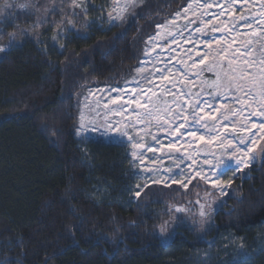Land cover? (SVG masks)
<instances>
[{"label":"trees","instance_id":"1","mask_svg":"<svg viewBox=\"0 0 264 264\" xmlns=\"http://www.w3.org/2000/svg\"><path fill=\"white\" fill-rule=\"evenodd\" d=\"M30 1L0 18L5 45L26 33L0 54V264H264V157L231 181L202 234L200 220L169 211L189 189L149 184L136 197L128 145L77 136L84 88L128 79L156 24L189 0H144L112 27L107 0H85L95 22L82 27L81 13L55 41L71 13L61 0Z\"/></svg>","mask_w":264,"mask_h":264},{"label":"snow or ice","instance_id":"2","mask_svg":"<svg viewBox=\"0 0 264 264\" xmlns=\"http://www.w3.org/2000/svg\"><path fill=\"white\" fill-rule=\"evenodd\" d=\"M144 0H111L110 10L107 12L106 24L108 27L123 24L129 16L136 14L135 10L143 4ZM255 3L256 0H253ZM198 7H202L203 11L200 16H194L192 20H188L187 13L192 11V4H188L182 10L174 13L171 20H165L164 23L156 24V32L149 36L145 41L144 56L152 57L151 60H141L139 66L134 69V76L130 80L124 81V87L109 88V97L103 105L104 115L102 117V127L109 136L117 138L126 137L127 143L131 145L130 161L133 168L137 167L136 162H140L141 171L145 173L144 179L151 184L171 183L180 184L183 188L188 189L191 179L187 182L174 179L173 175H165L162 178H152L157 174L156 168H144V161L148 159L145 155V149L153 154L160 152L162 148H167V155L171 156L173 152L181 154L184 152L183 146H177L179 138L185 136L189 138L188 148L191 149L195 141H205V133L212 139L205 141L208 144L215 142L232 155L228 157H220L219 161L210 167L213 179L209 180L207 174L197 173L201 179L211 183L213 191H218L221 197H226L229 193L226 192L227 187L231 184V179L226 182L217 179L224 175L225 172L235 167L236 172L243 171L240 167L244 164L248 166L256 159L257 152L264 154V0H259V13H252L250 9L245 14V5H241V15H229L227 21H221L224 24L223 31L225 33L236 32L237 35L232 37V42L227 44V47L220 46L214 52L211 45L208 44L209 52L203 54V59L200 54H197V59L192 62V71L189 72L188 61H192L190 55L191 50H187L188 61L182 58L176 60L179 68H174L171 59L165 60L155 55L156 50L161 52L168 47V44L176 45L177 37L183 38L185 32L188 31V25L199 20L202 27L195 29L196 33H201L202 28L209 25L212 31H220L217 25H212L211 20H204L201 17L206 16L207 9L211 7L209 4L200 5L199 0H193ZM235 0H229L224 5L225 8L231 9ZM247 0H245V4ZM219 6V5H217ZM6 8L12 7L7 4ZM19 8L31 7L28 4H20ZM69 7L73 9L70 17H63L61 27L57 34L53 36V40H57L60 35L75 27V17L84 13L82 27H90L94 20H90L86 15L88 6L85 0H70ZM75 9H80L77 13ZM49 11L54 12L55 9H46L43 16H38L36 25L39 26L46 22ZM63 11V10H61ZM0 15H4V9L0 8ZM224 15V12L219 14ZM257 15L259 19H257ZM188 21L187 24L180 25V18ZM66 19L68 28L63 27ZM98 19H104L101 15ZM251 21V22H249ZM239 29H247L246 32H240ZM24 30L9 32L8 43L0 46V53L9 51L18 37L25 35ZM190 39V37H189ZM227 43L226 41L218 42V44ZM63 45H61V48ZM234 49V50H233ZM169 51H174V48H169ZM174 59V58H173ZM151 65V67H145ZM158 65H164L159 67ZM212 73L215 79L208 80L204 77V73ZM167 73V75H166ZM198 80L194 81L193 78ZM157 80L159 83H157ZM134 85V86H133ZM179 85V87H178ZM156 89V90H154ZM193 89H198L193 91ZM104 92L105 89H100ZM131 93L129 99L123 97L127 93ZM116 93V95H111ZM92 95V93H89ZM195 97V99H193ZM225 97L232 99L231 104L223 105L232 119V127L229 128L228 118L224 117V113L216 109L215 103ZM99 101H97V105ZM111 105V107H110ZM132 105H135L133 108ZM89 113L94 111L90 106ZM216 109L219 115L212 114V110ZM129 113V118H124V114ZM246 113V114H245ZM96 115H101L100 111H96ZM111 115L121 116V120L112 121ZM237 117H240L237 120ZM223 118V125L220 122ZM80 126L77 128V135H81L88 131V125L92 129L99 131L94 120L86 119V114L82 108L80 111ZM259 120V123H256ZM248 123H251L253 128L257 129L253 132L248 128ZM212 125H217L213 127ZM156 127L164 131L168 135L174 137L167 145H162L160 138L151 133L150 129ZM219 133V135H217ZM151 136V141L157 146L152 147L146 143V137ZM232 139L225 143L228 136ZM203 147V145H201ZM199 154V153H197ZM192 165H196L195 157L191 155ZM232 161H235L233 164ZM207 164L208 162L205 161ZM179 168V165H177ZM191 167V166H190ZM166 172H171L166 169ZM140 175L141 173H134ZM191 176V173H189ZM149 183H145L143 187L139 184L136 186L137 191L134 193L136 197H140ZM211 196V192L205 193V199ZM218 203L215 199L207 203H201L199 199L196 204L199 205V231L203 234L210 230L211 216L214 211L213 204ZM171 211V208L169 209ZM189 210L184 207H176V213H186ZM208 224L209 227H205ZM169 221L165 220L159 225V233L162 237L170 236ZM243 247V245H241Z\"/></svg>","mask_w":264,"mask_h":264},{"label":"rangeland","instance_id":"3","mask_svg":"<svg viewBox=\"0 0 264 264\" xmlns=\"http://www.w3.org/2000/svg\"><path fill=\"white\" fill-rule=\"evenodd\" d=\"M61 2L67 7V10L69 11V13H72L73 9L69 7L70 0H61ZM228 2L229 0H199V4L201 6L204 4L211 5V7L207 9L208 14L201 18L206 21L211 20L212 25H217L221 29L220 31L213 32L211 25H209L206 28H202L201 33H196L195 29L198 27H202L201 24L199 23V20H196L194 23L188 25V31L185 32L183 38H179V37L176 38L178 42L176 45H172L171 43H169L168 47L165 48L164 51L161 52L159 49H157L155 55L165 60L171 59L172 66L174 68H179L181 66L176 64V60H179L182 58L184 61H188V55L185 53L187 52V50L190 49L191 50L190 55L192 57V61H188V69H189V72H191L192 71L191 65H192V62H194L197 59V54L199 53L200 58L203 59V54L206 52H209V47L207 46L208 44L211 45V49L213 52L220 46L227 47V44L232 42V37L237 35V33L236 32L225 33L223 31L224 24L221 23V21H227L229 19V15L237 16V17L241 15V5L242 4L245 5V14H247L248 9H250L252 13H257V14L260 11L259 0H256L255 3L253 2V0H247L246 4H245V0H235V3L233 4V7L231 9H227L224 7V5ZM190 3L193 6H192V11L187 13L188 20H192L194 16H197V17L200 16V13L203 11V8L198 7L195 3H193V0H189L186 3V5L182 7L180 10L185 8ZM7 4H11L12 7L6 8L5 6ZM20 4H28L31 6V1L30 0H0V8L4 9V15H0L1 20L4 22H7V20H10V18L12 17L11 13L14 10L22 9L18 7V5ZM107 4H108V9L110 10L111 0H107ZM28 8H25V9H28ZM221 12H224L223 16L219 15ZM173 15L169 17L167 20H171L173 18ZM257 19H259L258 15H257ZM162 23H164V21ZM187 23L188 21L185 20L183 17L180 18L179 20L180 25H184ZM239 31L242 33V32H246L247 29H239ZM0 32H1V29H0ZM222 41H226L227 43H223L222 45L218 44V42H222ZM3 45L5 44L0 41V46H3ZM169 48H174L175 50L169 51L168 50ZM151 59L152 57L144 56V50H143V54H142L140 61L141 60H151ZM158 66L164 67V65H158ZM145 67H151V65H145ZM134 74L135 73L133 72V74L126 80H130L134 76ZM203 78H206L208 80H213L215 79V76L212 73L205 72ZM198 79L199 78L197 77L193 78L194 81ZM157 83H159L158 80H157ZM118 86L124 87V82ZM114 87H117V86L89 84L84 88V90L81 93V97H80V107H79V112H78V127L80 126V119H79L80 111L83 108L86 114V119L94 120L97 127L100 130L95 131L92 129L91 125H88V131L86 133H83L77 136L81 139H102V140L109 141V142H122L128 145V153H130L131 145L127 143L126 137L117 138L114 135L109 136L108 134H106L105 129L102 127V123H101L102 117L104 115L103 105L104 103L107 102L108 97H109V92L107 90L109 88H114ZM100 89H105V91L100 92L99 91ZM197 90L198 89H193V91H197ZM89 93H92V95H89ZM111 95H116V93H111ZM131 95L133 94L129 92L125 94L123 98L127 100L129 99ZM193 99H195V97H193ZM97 101H99L98 105H97ZM210 103H215L216 109H219L220 112L224 113V117L228 118L229 128H231L233 124L231 116L227 111L224 110L222 106L231 104L232 99L230 97H225L218 101L210 100ZM88 106H90L94 111L89 113ZM132 107L134 108L135 105H132ZM216 109L212 110V114L219 115V112H217ZM96 111H100L101 115L99 117L96 115ZM124 118H129V113H125ZM110 119L112 121H117V120H121L122 117L111 115ZM239 119L240 117H237V120ZM223 122L224 121L222 118L220 122V126L223 125ZM259 122H260L259 120H256V123H259ZM212 126L217 127V125H212ZM248 128H250L253 132L257 131V129L253 128L251 123H248ZM150 131L151 133L156 134L160 138L162 145H167L170 141L174 140L173 136L168 135L167 133L157 129L156 127H152ZM217 135H219V133H217ZM210 139H212V137L209 136L207 133H205V141L210 140ZM231 139H232V136L229 135L227 140H225V143H228ZM188 141H189L188 137L181 136L179 138V143L177 144V146H183L184 152L181 154H177L173 152L171 156L165 154L168 151H170L167 148H162L160 152H157L155 154L145 149V155L148 159L144 161L143 167L157 169V174L152 176V178L159 179L165 175H173L174 179L182 180L184 182H187L188 179H191V183L189 184V187H188L189 189L188 192L192 193L193 196H190V198H187L186 202H184L183 204L170 205V208H171V211L176 215L181 214V213L175 212L176 207L187 208L189 211L183 214H186L187 217L200 220L201 218L198 215L199 205L196 204L197 199H199L201 203H207L215 199L216 201H218V203L213 204V208L215 210L219 206L221 200H223L224 197H221L218 191H213L211 188V183L201 179L200 176L197 175V173L207 174L209 177V180H212L213 176L209 170L210 167L216 164L219 161L220 157L222 156L228 157V156H231L232 153L225 151V149L220 145V143L215 142V141L211 144H208L205 141H195L192 144L191 149H189ZM146 143H148L149 146L157 147L151 141L150 135L146 137ZM261 144H264V141H261ZM201 145H203V147H201ZM190 155L196 158V161H197L196 165H192V159L189 158ZM129 156L132 160V157L130 154ZM263 157H264V154H260L259 152H257L256 159L252 161L250 164H248L247 167H245L244 164H241L240 167L243 169V171L238 172L235 175V177H233V173L236 172V168L233 167L227 172H225L223 176L218 177L217 179H219L220 181L226 182L229 179H231L232 181L236 177H242L251 165L259 162ZM205 161H207L208 163L206 164ZM232 163L234 164L235 161H232ZM136 164H137L136 168H133L132 163H131V166H132V170L134 173H141L140 175H137L138 179L140 180V186L142 187L145 183L151 184L148 180H145L143 178L144 175L146 174L141 171V167L139 166L140 162L137 161ZM177 165H179V168L177 167ZM166 169H170L171 172H166L165 171ZM189 173H191V176H189ZM172 184H175V183H171V181H169V183L166 186H169ZM161 185H165V184L161 183ZM175 185L180 186L182 190H188V189L183 188L180 184H175ZM230 191H231V184L226 189V192L230 193ZM206 192H211V196L208 197L207 199H205ZM168 238L169 237L166 236L165 240H167Z\"/></svg>","mask_w":264,"mask_h":264}]
</instances>
